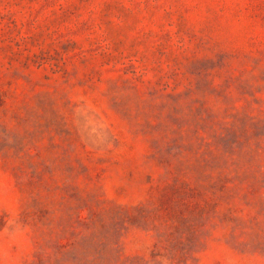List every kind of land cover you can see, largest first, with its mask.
<instances>
[{
    "label": "rangeland",
    "instance_id": "1",
    "mask_svg": "<svg viewBox=\"0 0 264 264\" xmlns=\"http://www.w3.org/2000/svg\"><path fill=\"white\" fill-rule=\"evenodd\" d=\"M0 264H264V0H0Z\"/></svg>",
    "mask_w": 264,
    "mask_h": 264
}]
</instances>
